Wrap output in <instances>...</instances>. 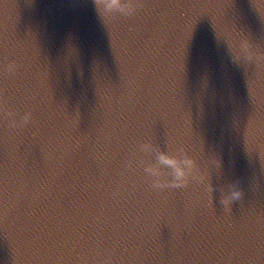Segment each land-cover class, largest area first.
<instances>
[{"label":"water","instance_id":"95a60500","mask_svg":"<svg viewBox=\"0 0 264 264\" xmlns=\"http://www.w3.org/2000/svg\"><path fill=\"white\" fill-rule=\"evenodd\" d=\"M181 3L104 19L96 0H0V264H264V0ZM145 141L197 155L212 193L154 189Z\"/></svg>","mask_w":264,"mask_h":264},{"label":"clouds","instance_id":"9594fccd","mask_svg":"<svg viewBox=\"0 0 264 264\" xmlns=\"http://www.w3.org/2000/svg\"><path fill=\"white\" fill-rule=\"evenodd\" d=\"M96 5L104 19L115 13L132 15L136 11V5L132 0H96ZM232 47L235 58L239 60L252 61L258 55L249 41L243 38H240ZM30 119L31 113L26 112L22 117L24 122ZM140 150L152 156L151 162L146 163L144 170L151 178L154 189L185 187L195 182L212 193L213 185L209 182L210 168L202 165L197 155H193L183 145L174 150L164 151L151 141H145L140 145ZM214 167L220 168L218 160H214ZM242 196L243 191L233 183L222 189L221 202L225 209H230L231 204Z\"/></svg>","mask_w":264,"mask_h":264},{"label":"snow or ice","instance_id":"6c2138e0","mask_svg":"<svg viewBox=\"0 0 264 264\" xmlns=\"http://www.w3.org/2000/svg\"><path fill=\"white\" fill-rule=\"evenodd\" d=\"M132 2L135 5L143 3L146 9L180 8L183 6L181 0H132ZM164 26V22H161V24L157 25V30H162ZM7 102V89L5 87L3 88V91L0 92V107H2ZM7 183V171H3L2 174H0V192H7ZM6 211L7 209L4 204V197L3 195H0V212L6 213ZM191 230L192 229L190 225L189 233ZM146 243H148L149 246H154L159 255H163L167 252V248L164 245H161L155 236H152V238ZM172 244L174 245L175 249H180L181 251H185L187 253H191L192 251V248L189 246L188 240L185 238L182 229H179V231L176 233L175 237L172 239ZM238 247L242 253V257L252 254V249L250 248L249 243L243 237L240 238ZM261 255H264V245L261 247ZM216 262L218 264L219 261ZM172 264H213V261H210L204 257L196 256H192L191 259H188L186 255H182L178 260L174 259Z\"/></svg>","mask_w":264,"mask_h":264}]
</instances>
